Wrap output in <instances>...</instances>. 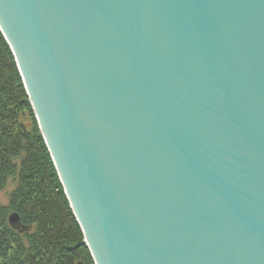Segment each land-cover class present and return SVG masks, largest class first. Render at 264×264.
<instances>
[{"label": "water", "instance_id": "obj_1", "mask_svg": "<svg viewBox=\"0 0 264 264\" xmlns=\"http://www.w3.org/2000/svg\"><path fill=\"white\" fill-rule=\"evenodd\" d=\"M0 30L96 264H264V0H0Z\"/></svg>", "mask_w": 264, "mask_h": 264}, {"label": "trees", "instance_id": "obj_2", "mask_svg": "<svg viewBox=\"0 0 264 264\" xmlns=\"http://www.w3.org/2000/svg\"><path fill=\"white\" fill-rule=\"evenodd\" d=\"M10 184L9 202L0 207V264H96L0 31V191ZM13 212L23 230L11 226Z\"/></svg>", "mask_w": 264, "mask_h": 264}, {"label": "rangeland", "instance_id": "obj_3", "mask_svg": "<svg viewBox=\"0 0 264 264\" xmlns=\"http://www.w3.org/2000/svg\"><path fill=\"white\" fill-rule=\"evenodd\" d=\"M1 31V30H0ZM2 32V31H1ZM3 34V33H2ZM4 36V35H3ZM5 38V37H4ZM6 40V39H5ZM7 41V40H6ZM8 43V42H7ZM10 46V45H9ZM12 50V49H11ZM12 53H13V51H12ZM14 55V54H13ZM15 57V56H14ZM15 61H16V59H15ZM17 63V62H16ZM17 67H18V65H17ZM19 69V68H18ZM19 72H20V70H19ZM20 75H21V73H20ZM21 77H22V75H21ZM22 79H23V77H22ZM23 83H24V81H23ZM24 86H25V83H24ZM25 89H26V86H25ZM26 93H27V89H26ZM27 96H28V93H27ZM28 99H29V96H28ZM29 101H30V99H29ZM31 103V102H30ZM32 106V105H31ZM21 119L25 122V124H26V127H27V129L28 130H31V128H32V120H31V115L28 113V112H25V115H23L22 117H21ZM42 133V132H41ZM43 136V135H42ZM44 138V137H43ZM13 189V186L10 184L6 189H4V190H1L0 191V207L2 206V205H6V204H8V202H9V193H10V191Z\"/></svg>", "mask_w": 264, "mask_h": 264}]
</instances>
